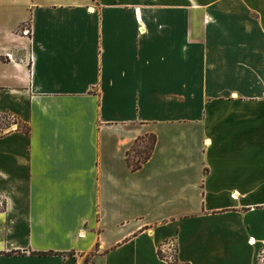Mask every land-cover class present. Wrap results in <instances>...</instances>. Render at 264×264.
<instances>
[{"label": "crops", "instance_id": "crops-1", "mask_svg": "<svg viewBox=\"0 0 264 264\" xmlns=\"http://www.w3.org/2000/svg\"><path fill=\"white\" fill-rule=\"evenodd\" d=\"M3 115L0 264H257L264 0H0Z\"/></svg>", "mask_w": 264, "mask_h": 264}, {"label": "trees", "instance_id": "trees-1", "mask_svg": "<svg viewBox=\"0 0 264 264\" xmlns=\"http://www.w3.org/2000/svg\"><path fill=\"white\" fill-rule=\"evenodd\" d=\"M20 128H22L27 134H30V128L26 125H21V123L19 124ZM147 137H150L152 139V143L150 145V147L148 148L147 146H144V148L142 150H136V146L140 143V141L146 139ZM155 144H156V135L151 134L145 137H142L141 139H139L137 141V143L133 146L132 148V152L131 153H135L136 156L138 157L137 160H132L131 159V153L128 156V163L130 165V167L132 168V170H138L139 168L142 167L143 163H145L152 155V152L155 148ZM173 250V249H172ZM178 247L176 246L175 248V254L173 255V257H169L166 252L160 248L159 249V255L162 259H166L170 262V264H191L189 262H182L179 258L178 255ZM13 253H22L21 251H13ZM33 254L36 255H50V254H54V251H48V252H44V251H34L32 252Z\"/></svg>", "mask_w": 264, "mask_h": 264}, {"label": "rangeland", "instance_id": "rangeland-1", "mask_svg": "<svg viewBox=\"0 0 264 264\" xmlns=\"http://www.w3.org/2000/svg\"><path fill=\"white\" fill-rule=\"evenodd\" d=\"M14 122L13 120L9 119L8 115H3L0 117V132L2 133L3 132V129L6 127V125L10 124ZM16 125H19L20 122L19 120L17 119L16 120ZM21 125H23V123L21 122ZM152 143V139L150 137H147L146 139L140 141V143L136 146V150H142L144 148V146H147L148 145V148L150 147ZM137 156L135 153H132V156H131V159L132 160H137ZM175 248L176 246L172 245L171 246V250L167 251L166 254L169 256V257H173V255L175 254ZM173 249V250H172Z\"/></svg>", "mask_w": 264, "mask_h": 264}, {"label": "built area", "instance_id": "built-area-1", "mask_svg": "<svg viewBox=\"0 0 264 264\" xmlns=\"http://www.w3.org/2000/svg\"><path fill=\"white\" fill-rule=\"evenodd\" d=\"M11 57V55H9ZM9 119L13 120L14 123L16 122L17 118L14 115H10ZM5 208V202L3 200V198L0 196V211L3 210ZM255 239L252 237L250 238V242L254 243ZM257 264H264V247L262 248V250L260 251L259 255H258V260H257Z\"/></svg>", "mask_w": 264, "mask_h": 264}]
</instances>
